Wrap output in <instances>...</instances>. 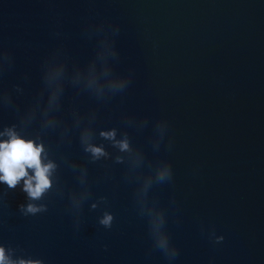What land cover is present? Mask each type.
Wrapping results in <instances>:
<instances>
[{
	"label": "water",
	"instance_id": "95a60500",
	"mask_svg": "<svg viewBox=\"0 0 264 264\" xmlns=\"http://www.w3.org/2000/svg\"><path fill=\"white\" fill-rule=\"evenodd\" d=\"M0 48L13 57L0 85L24 88L21 108L41 85L46 57L70 75L97 74L102 85L106 68L129 81L104 102L66 86L59 115L70 122L72 107L95 110V142L113 153L98 131L126 130L145 154L143 174L171 163V182L154 185L149 199L164 211L162 231L178 251L169 261L154 248L127 165L89 162L74 130L59 146L57 133L46 137L64 186L62 197L54 185L33 202L46 203V212L24 216L23 182L15 190L0 184L6 256L42 264H264V0H0ZM125 117L148 124L129 127ZM14 122L15 112L0 109V123ZM156 123L164 133L159 150L151 142ZM72 163L88 168L91 190L78 227L68 196L80 191ZM101 196L111 228L98 223L103 204L90 208Z\"/></svg>",
	"mask_w": 264,
	"mask_h": 264
},
{
	"label": "clouds",
	"instance_id": "9594fccd",
	"mask_svg": "<svg viewBox=\"0 0 264 264\" xmlns=\"http://www.w3.org/2000/svg\"><path fill=\"white\" fill-rule=\"evenodd\" d=\"M118 31V30H117ZM112 55L116 53L113 50ZM13 65V57L7 49L0 48V74ZM41 85L33 95L29 103L23 108L16 103L18 96L24 93L20 84L10 87L0 85V109H10L15 112L16 122L11 124L0 123V184L7 186L8 190H15L21 185V191L30 201L20 204L18 209L24 216L36 215L48 210L46 203H33L41 201L45 194L54 190L61 197L64 195V186L60 187V164L54 158L51 145L46 137L49 133L58 134V145L70 143L74 130L79 132V142L84 153L88 154L89 162L112 159L116 164H126L125 179L136 184L134 199L141 217L148 220L149 234L154 248L161 251L169 260H174L178 251L170 247V237L166 231H162L165 224V213L156 206L154 199H149V192L154 185H162L171 182L173 169L171 163L164 159L156 163L152 168L149 165L147 174L142 173L145 166V154L142 149L132 144L129 133L116 127L100 129L98 136L115 150L110 152L104 143H96L97 130L95 122L97 112L90 110L87 114L81 113L76 108H71V121H65L59 115L62 109L66 86H71L80 93H88L98 102L107 101L110 97L122 94L129 86V81L123 77H115L107 68L104 71L106 85L100 83L97 74H91L87 79H82L80 71L75 70L70 75L67 66L63 62L53 63L48 59L42 63ZM55 69V71H53ZM27 80V77H25ZM125 124L129 127L143 129L148 121L125 117ZM156 132L160 133L159 140L155 139ZM164 133L160 123L155 124L152 136L154 150H159L163 142ZM68 164L67 157H62ZM76 174L80 191L72 189L69 196L70 211L74 217V224L79 226L81 210L85 201L90 198V186L88 180V168L78 166L75 163L69 165ZM4 196L7 191L3 192ZM105 206L103 214L98 218V223L105 228H111L114 215L107 210V197L101 196L93 201L91 209ZM219 237L218 240H222ZM0 264H42L40 260L19 259L13 260L6 256L4 247L0 246Z\"/></svg>",
	"mask_w": 264,
	"mask_h": 264
}]
</instances>
